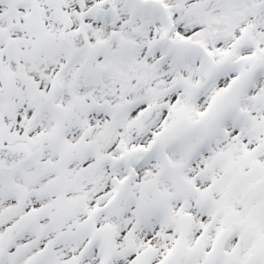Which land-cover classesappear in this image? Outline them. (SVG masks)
<instances>
[{
    "label": "snow or ice",
    "instance_id": "obj_1",
    "mask_svg": "<svg viewBox=\"0 0 264 264\" xmlns=\"http://www.w3.org/2000/svg\"><path fill=\"white\" fill-rule=\"evenodd\" d=\"M0 264H264V0H0Z\"/></svg>",
    "mask_w": 264,
    "mask_h": 264
}]
</instances>
